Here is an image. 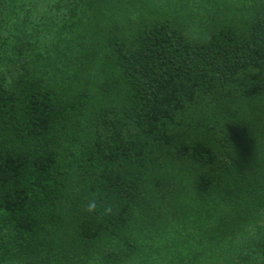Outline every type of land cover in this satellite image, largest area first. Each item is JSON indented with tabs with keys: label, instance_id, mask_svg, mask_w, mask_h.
Segmentation results:
<instances>
[{
	"label": "trees",
	"instance_id": "trees-1",
	"mask_svg": "<svg viewBox=\"0 0 264 264\" xmlns=\"http://www.w3.org/2000/svg\"><path fill=\"white\" fill-rule=\"evenodd\" d=\"M0 264H264V0H0Z\"/></svg>",
	"mask_w": 264,
	"mask_h": 264
}]
</instances>
